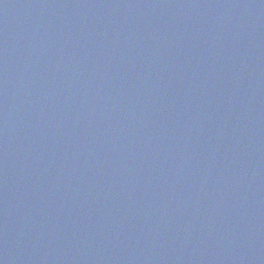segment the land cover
Returning a JSON list of instances; mask_svg holds the SVG:
<instances>
[{"label":"water","instance_id":"1","mask_svg":"<svg viewBox=\"0 0 264 264\" xmlns=\"http://www.w3.org/2000/svg\"><path fill=\"white\" fill-rule=\"evenodd\" d=\"M0 264H264V0H0Z\"/></svg>","mask_w":264,"mask_h":264}]
</instances>
